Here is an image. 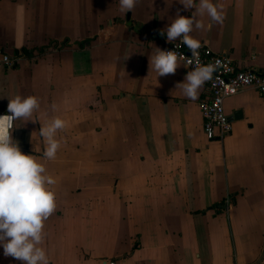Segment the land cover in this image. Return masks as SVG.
<instances>
[{"label": "crops", "instance_id": "obj_1", "mask_svg": "<svg viewBox=\"0 0 264 264\" xmlns=\"http://www.w3.org/2000/svg\"><path fill=\"white\" fill-rule=\"evenodd\" d=\"M213 3L223 22L204 14L190 35L241 68L263 67L264 0ZM194 11L179 0H138L126 14L119 0H0V57L50 45L15 66L0 60V112L17 95L40 102L39 118L14 121V140L42 160V124L66 122L56 158L43 161L57 181L42 244L50 264H264V96L226 98V112L243 116L208 140L205 84L191 99L177 84L192 69L157 77L149 57L166 33L136 25L162 31ZM0 264L21 261L0 247Z\"/></svg>", "mask_w": 264, "mask_h": 264}, {"label": "clouds", "instance_id": "obj_2", "mask_svg": "<svg viewBox=\"0 0 264 264\" xmlns=\"http://www.w3.org/2000/svg\"><path fill=\"white\" fill-rule=\"evenodd\" d=\"M138 0H119V9L123 13L131 12ZM185 9H195L191 16L177 12L176 17L161 31L168 42L180 40L198 59L201 42L190 34L203 30L205 25L198 19L207 14L212 21L222 23L223 5L213 0H179ZM183 56L173 50L155 47L154 55L149 57V68L157 77L175 74L183 64ZM220 62L208 65H196L187 72L183 82L177 84L184 95L196 99L203 85L212 79ZM40 108L38 97L34 95L10 98L7 114L0 115V247L5 257H12L21 264H50L46 249L42 247L45 239V221L56 211V179L48 174L43 161L54 160L61 148L57 134L66 128V122L53 118L42 124L40 137L45 141L42 160L24 153L12 136L14 121L34 120ZM55 109V105H53ZM39 118V117H38Z\"/></svg>", "mask_w": 264, "mask_h": 264}, {"label": "built area", "instance_id": "obj_3", "mask_svg": "<svg viewBox=\"0 0 264 264\" xmlns=\"http://www.w3.org/2000/svg\"><path fill=\"white\" fill-rule=\"evenodd\" d=\"M162 50L177 51L183 56L182 62L187 63V68L192 70L196 65L220 62L212 79L205 83L206 91L199 100V109L203 119V133L208 140H222L232 130V122L228 118L229 114L224 105L226 98L247 89H253L264 96V66L241 68L230 54L216 52L204 44H201L199 56L196 59L191 56V51L180 40L164 43ZM17 59V57L5 53L0 57L1 62L8 66L15 65ZM4 114L7 113L0 112V115Z\"/></svg>", "mask_w": 264, "mask_h": 264}, {"label": "trees", "instance_id": "obj_4", "mask_svg": "<svg viewBox=\"0 0 264 264\" xmlns=\"http://www.w3.org/2000/svg\"><path fill=\"white\" fill-rule=\"evenodd\" d=\"M161 33V31H159V30H155L154 28H153V34H152V36H154V37H156L157 39H159V40H163V35H161L160 34ZM91 38H87V39H85L84 41H82V42H79V45H83V43L85 42V41H89ZM54 44V43H53ZM50 48V45H45V46H41V47H39V48H37V49H35L36 50V54H42V53H44L45 51H47L48 49ZM35 50H25V49H22V50H20V51H18V50H15L14 51V53H13V55H11L12 57H20L22 54L23 55H26V56H31L32 55V53L35 51ZM2 54H4V53H2ZM1 54V55H2ZM16 65V64H15ZM14 65V66H15Z\"/></svg>", "mask_w": 264, "mask_h": 264}, {"label": "water", "instance_id": "obj_5", "mask_svg": "<svg viewBox=\"0 0 264 264\" xmlns=\"http://www.w3.org/2000/svg\"><path fill=\"white\" fill-rule=\"evenodd\" d=\"M128 24H130L131 22H127ZM139 28L143 29L145 33L147 34H153V28L148 27L146 25H142L141 23H137L136 24ZM114 29L113 26H110L108 28L104 29V32L102 34L103 38L106 40L109 37V34L112 32V30ZM243 116L242 111L241 110H235L233 111L231 114L228 115L229 120L232 121H236L238 119H241Z\"/></svg>", "mask_w": 264, "mask_h": 264}]
</instances>
